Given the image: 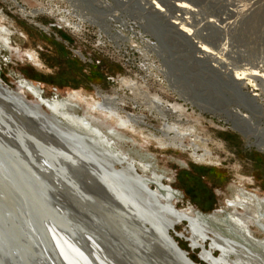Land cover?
I'll use <instances>...</instances> for the list:
<instances>
[{"label": "rangeland", "instance_id": "374dc122", "mask_svg": "<svg viewBox=\"0 0 264 264\" xmlns=\"http://www.w3.org/2000/svg\"><path fill=\"white\" fill-rule=\"evenodd\" d=\"M18 1L29 11L43 9L45 13L24 15L11 0H0V26H6L12 34L8 43L0 39V83L4 87L19 96L18 81L25 77L37 84L45 97L70 99L77 114L93 115L117 128L124 137L116 140L113 137L115 147L144 160L148 164L147 174L158 173L162 182L177 194L174 201L180 210L189 207L205 215L217 212L224 217L231 209L226 200L240 188L264 198V152L254 145L248 146L245 138L256 136L253 143L260 148V131H252L259 129L261 123L245 112L238 95L241 87L228 85L224 73L220 77L210 74L208 62H193L192 49L186 41L173 32H164L157 24L145 29L138 23L130 33L126 24L118 26L119 29L114 25L105 27L101 39L97 26L89 25L78 32L55 24L51 8L61 10L71 4L68 1ZM87 1L91 9L100 4V0ZM262 23L249 25L246 36L249 45L253 44L254 34L262 35ZM109 30L113 34L120 30L131 38L122 34L119 35L123 38H114ZM110 97L115 98L113 108L119 111V117L130 120L124 126L119 127L116 117L98 108L97 103L102 104ZM25 99L38 102L30 94ZM219 103L225 108L239 107L251 120V131L242 134L233 127L228 114L214 111L212 106ZM161 104L179 108L168 113ZM39 109L43 112L46 107L42 105ZM193 133L206 140L204 150L212 152L211 159L202 161L192 155ZM203 152V147L199 148L198 153ZM151 186L155 188L157 184L152 182ZM251 228L256 237L263 236L257 227ZM170 234L193 261L209 264L201 258L202 247L193 246L187 221L176 224ZM210 243L209 239L203 245L209 249ZM218 253L215 249L214 254Z\"/></svg>", "mask_w": 264, "mask_h": 264}, {"label": "bare ground", "instance_id": "6f19581e", "mask_svg": "<svg viewBox=\"0 0 264 264\" xmlns=\"http://www.w3.org/2000/svg\"><path fill=\"white\" fill-rule=\"evenodd\" d=\"M12 1L15 2V0ZM41 11L42 10L40 9H34L29 11V14L36 16ZM22 13H26L24 8ZM259 22H261V18L256 17L253 19V21L248 22V25H255ZM152 30L153 28H151V31ZM165 31L166 30H164V32ZM154 32L156 33V31ZM11 35V31L6 26H0V39L3 40L4 43H8L9 36ZM175 35L172 34L173 37ZM155 36L157 37V35ZM157 39H159V36ZM183 42L184 41H182V43ZM161 50H163V48ZM189 57L188 60H186L187 63L190 62L191 57V60L195 62V58L193 56L190 58ZM208 60L209 59L202 62H208ZM210 60L213 61V59ZM208 70L210 74L215 73L217 76L222 75L221 72L213 69L211 63L208 67ZM224 74H226L225 77H228V81L230 82L229 84L227 82L228 85L234 84L235 86L237 85L238 88V86L242 84V81H240L241 77L237 71L234 73L224 72ZM224 83L222 82V84ZM231 86L233 87V85ZM231 86L230 88H232ZM3 88L8 94L14 95V97L24 104V106L29 105L27 102H23L25 95L30 94L34 96L35 99H37L40 103L43 102L42 104L44 106L47 104L58 119L63 120L65 124H58L56 121H54V119L51 118V124L57 128L56 133H58L59 136H64L63 138L67 142L68 148L64 145L63 147H56L53 145V143H51L50 146L44 145L41 149L38 148L40 153L35 150L37 156L39 157V162L40 164L46 163V169L51 171V175L56 179L58 185L61 186L62 190L66 191L69 198L75 201L76 204L74 206L80 209L81 214L79 215L81 217L83 216L82 214L87 215L90 214L92 210H95V212L100 214V216L103 218V223L101 225H104V227L111 230L109 233L103 229L99 230V233L103 236V240L105 239V241H107L106 243L108 246L99 242L92 234H86L88 236L89 243L92 246V248H90L91 254L93 256L92 258L90 253L82 246V242H80L77 237H73V235L70 233L68 234V232L65 230L66 228L68 229V226L70 227V224H66L67 214L64 212L62 215H60V218L56 220L58 225L54 222H51L50 228L51 234L58 246V249L67 264H143L142 261L144 263H148L147 261L143 260L142 257L140 258L138 251L124 235V229H121L119 226L120 224L121 226L129 228L130 230H133L134 228L139 229L138 223L141 222V220L138 219L139 217H141L140 219H145L144 221L149 223L147 226L151 227V229L154 231L153 235L151 233V229H145L147 238L153 239L155 246L154 250H144V253L147 254V257H150L151 259L150 264H165L163 260V254L169 253L162 240V237L165 236V223L171 225L172 228H174L176 224L182 221H187L190 224L191 241L193 246L203 247L204 242L209 239L211 240L210 250L204 247L201 253V258L208 263L264 264V198L259 197L254 192L240 188L236 189L232 194V197L226 200L227 207L229 206L231 209H227L229 211H227L224 217L219 215L217 212L205 215L201 211H197L189 207L185 210H180L176 207L174 201L175 198H177V194L175 193V195L172 188L166 186L162 182V177L158 173L152 172V175L147 174L146 172L149 170H147L148 164L144 160H137L134 156L130 155L129 152L122 149V147L118 148L120 146L115 147L113 141H115L117 137L121 138L123 136L117 128L107 124L104 120L92 117L93 115L89 114V116L88 114H77L70 105V99L59 100L56 98L50 99L45 97L41 88L25 77H21L18 81L19 96L15 95L10 89L4 86ZM238 95L241 97L242 105L246 106L247 110L252 111L248 104H245L243 101L245 98L248 99L247 95L243 93L242 90ZM0 102L3 103V107L9 110L11 114L10 117L19 123H26V119H24V117L19 115L16 111L10 109V106L2 98H0ZM222 103L223 102H221V104ZM230 103L228 102V104ZM30 104H34V102L30 101ZM114 104L115 98L113 97H110L109 99L107 98L102 104L97 103L100 110H102L104 113H107V115L114 116L116 119H118L117 124L119 127L124 126L130 122V120L119 117V111H114ZM221 104L219 103L220 106L213 105L214 107L212 106V108H214V111H224V113L228 114L230 118L229 121L233 123V127L236 130L242 132V134L246 135L249 131H251L250 128L253 127L250 124L251 120H249L248 115L244 114L243 111H240L239 107L232 109L227 106L225 108V106L222 105V107ZM161 105L164 111L168 113L177 112V109L179 108L178 106V108L176 106L169 107L168 104ZM237 106H240L239 102L237 103ZM29 108L32 111H37L34 106H29ZM93 108L96 109V106L93 105ZM0 113L2 112L0 111ZM246 113L249 114V112ZM252 113L254 114V112ZM252 116L254 117V115ZM95 120H97V122ZM141 122L144 121L141 120ZM6 124L10 126L9 123ZM0 126L3 128L1 124ZM28 127L31 128L30 126ZM14 128L15 127L12 129L14 130ZM4 130L7 133V128H4ZM192 131L194 132L193 129L191 132ZM256 131H262V129H255L252 132ZM191 132L189 133V136ZM21 134L22 132L18 131V139L22 141L23 137ZM110 135H112V137ZM115 136L116 138L114 140L113 137ZM193 136L194 137L191 138V140L194 142L193 145H191L193 147L192 155L196 156L202 161L211 159L212 152L209 149L204 150V144L206 143V140L202 136L195 135L194 133ZM250 136L246 138L249 139ZM253 137L256 138V136ZM52 139L54 142L60 143L57 138L52 137ZM202 147L204 152L199 154V148L201 150ZM260 147H263L261 143ZM27 153L30 152L28 151ZM79 157L85 160V162L92 160L98 165L99 178H96L91 172H84V167H88L82 164L83 162H81ZM14 159L7 157L5 158L4 155H0V186L3 194L2 197L5 201L12 200L8 190L13 189L12 187H14L17 183L15 181V176L17 174L15 167L17 164L15 162H17V159ZM67 161H69L71 164L73 162L76 163V161H79V163L76 164H79L80 166L74 167L73 170L76 172L74 174L77 175H79L80 172H84L85 175L81 178L83 181H92L105 188L109 194H107V197H109L107 198V203L99 198L93 199L92 197L87 196L83 199L84 201H82L77 197L75 198L71 194L74 193L81 198L77 185L74 184V180L69 181L65 177V165L69 163ZM138 168L141 169V172L138 170ZM37 181L41 182L39 179H37ZM152 182L157 184L155 188L151 186ZM29 200L27 197L25 210H33L35 207L37 208V202L35 201L36 203L33 206ZM105 209L108 210V212ZM25 213L26 211L20 215V218L23 219L24 217L26 219L27 225H30L32 220L29 219L28 215H25ZM251 226H255L259 231H262L263 236L256 237ZM95 228L99 229L97 227ZM114 238L116 241H113ZM215 249L219 251L218 255L214 254ZM170 256L172 255L170 254Z\"/></svg>", "mask_w": 264, "mask_h": 264}, {"label": "water", "instance_id": "95a60500", "mask_svg": "<svg viewBox=\"0 0 264 264\" xmlns=\"http://www.w3.org/2000/svg\"><path fill=\"white\" fill-rule=\"evenodd\" d=\"M0 98L10 106V109L16 111L26 119V123L15 121L10 117L9 110L3 107V103L0 102V111L2 112L0 113V124L3 126V128L0 126V155H4L5 158H15L18 162H15L17 164L15 165L17 171L15 181L17 183L12 187L13 189H7L11 196V201L3 200L0 186V264H67L58 249L50 228L51 222L58 225L56 220L64 212L67 214L66 224H70V227L67 225L68 229L66 228L65 230L68 234L73 235V237H77L91 256L90 248L92 246L86 234H92L99 242L108 246L107 241L103 240V236L99 233V230L103 229L108 233L111 230L101 225L103 218L100 214L92 210L90 214H82L83 216L81 217L79 215L81 214L80 209L74 206L76 204L75 201L69 198L66 191L62 190L61 186L58 185L56 179L51 175V171L46 169V163L40 164L39 157L35 152L37 150L40 153L38 148L41 149L44 145L50 146L51 143L56 147L68 146L63 138L64 136H59L56 133L57 128L51 124V118L58 124H65L63 120L58 119L47 104H45L46 110L41 112L38 108H42L43 102L40 103L38 101L35 104H30L24 98L23 102L29 104L28 106H24L14 95L6 92L2 83H0ZM29 106H34L37 111H32ZM6 123H9L10 126ZM13 127H15L14 130L12 129ZM4 128H7V133ZM18 131L22 132L21 135L24 142L18 139ZM52 137L57 138L60 143L54 142ZM28 151L30 153H27ZM79 159H81L84 166L88 167H84L85 173L91 172L96 178H99V167L94 161L88 160L85 162L82 158L79 157ZM76 163H79V161H76ZM76 163L73 162L71 164L69 162L65 165V177L69 181L74 180L75 183H73L77 185L81 198L74 193L71 194L82 201L87 196L93 199L99 198L107 203V198L109 197H107L108 192L104 187L92 181H83L81 178L85 175L84 172H78L79 175L74 174L76 172L73 168L80 166ZM37 179L41 180L42 183L38 182ZM27 197L33 206L37 202V208L25 210ZM24 211H26L25 215L27 214L29 219L32 220L30 225H27L24 217L23 219L20 218V215ZM106 211L108 212V210ZM140 218H138L141 220L138 223L139 229L134 228L130 230L120 224L119 226L121 229H124V235L138 251L140 258L142 257L143 260L148 262L144 263L142 261V263L150 264L151 259L147 257L144 250H154V240L148 239L145 234L146 228V230L151 229V227L147 226L149 223L144 221L145 219ZM165 224V236L161 237L167 251L172 255L170 256L169 253L164 252L163 260L165 264H201L193 261L188 256V253L169 234L172 226L167 223ZM188 225L190 227L189 222ZM151 233L154 235L152 229ZM113 241H116L115 238ZM203 249L204 246L202 247V251Z\"/></svg>", "mask_w": 264, "mask_h": 264}, {"label": "built area", "instance_id": "2783aa9c", "mask_svg": "<svg viewBox=\"0 0 264 264\" xmlns=\"http://www.w3.org/2000/svg\"><path fill=\"white\" fill-rule=\"evenodd\" d=\"M63 1L71 4H66L61 10L51 8L55 24L60 28L81 32L89 25L97 26L102 39L104 28L111 25L119 29L118 26L126 24L129 28L127 33H130L136 23L145 29L157 24L186 41L198 62L209 59V65L211 63L213 69L221 73L237 71L242 81L241 90L248 97L243 101L252 109L247 110L245 106V111L254 115L256 122L261 123V129L264 127V25L262 35L254 34L252 37L253 44L249 45L246 40L247 29L251 25L248 22L256 17L261 18L260 24L264 21V0H100L93 10L87 0ZM14 3L21 13L24 8L27 11L24 15H29V10L18 0ZM88 11L92 16L89 17ZM116 32L114 38H131L130 34L120 30ZM77 52L85 58L80 51ZM258 136L263 147L253 144L256 140L253 136L245 137L247 145H254L264 152V131H260Z\"/></svg>", "mask_w": 264, "mask_h": 264}]
</instances>
